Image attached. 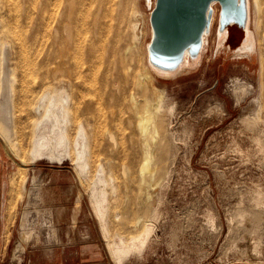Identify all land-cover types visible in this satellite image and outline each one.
Returning <instances> with one entry per match:
<instances>
[{"label":"rangeland","instance_id":"374dc122","mask_svg":"<svg viewBox=\"0 0 264 264\" xmlns=\"http://www.w3.org/2000/svg\"><path fill=\"white\" fill-rule=\"evenodd\" d=\"M216 7L200 64L166 76L148 65L146 0H0L10 264L68 238L69 256L109 264H264V0L248 55L236 27L218 49ZM52 130L66 145L37 152Z\"/></svg>","mask_w":264,"mask_h":264},{"label":"water","instance_id":"95a60500","mask_svg":"<svg viewBox=\"0 0 264 264\" xmlns=\"http://www.w3.org/2000/svg\"><path fill=\"white\" fill-rule=\"evenodd\" d=\"M146 2L150 9L152 31L148 43V63L155 68V72L176 73L187 58L193 62L199 60L205 36L211 34L215 2L220 4L218 33H226L225 43L229 38L230 26L235 25L244 32L243 40L247 35L250 21L249 0H154L153 3L152 0H146ZM200 62H196L191 68Z\"/></svg>","mask_w":264,"mask_h":264},{"label":"crops","instance_id":"0c3cea01","mask_svg":"<svg viewBox=\"0 0 264 264\" xmlns=\"http://www.w3.org/2000/svg\"><path fill=\"white\" fill-rule=\"evenodd\" d=\"M11 167L14 168L0 146V264H10V248L14 243V223L11 222L10 210L13 201V187L9 175ZM62 209L66 208L62 206ZM66 226L69 228V223ZM67 241V247L57 248L49 254L30 252L29 264H109L99 253L83 252L69 256V238Z\"/></svg>","mask_w":264,"mask_h":264},{"label":"bare ground","instance_id":"6f19581e","mask_svg":"<svg viewBox=\"0 0 264 264\" xmlns=\"http://www.w3.org/2000/svg\"><path fill=\"white\" fill-rule=\"evenodd\" d=\"M153 2H154V0H152V3ZM249 4H250V21H249V25H248V29H247V35H246L245 39L243 40V42L241 43V45L236 48V50L241 52L243 55H248L249 52L251 53L253 51V49H254V46H255V33H254V30L251 27V22H252V18H251V0H249ZM213 6H214V17H213V23L212 24H214V22L216 20V17H217V12H218L217 11L218 9L216 7L217 6L216 2L213 4ZM217 34H218L217 44H218V49H219V47H220V45H222V43L226 44L225 40L227 39V37H226V33H218V28H217ZM151 36H152V31H151ZM209 36L210 35H206L205 36L204 48H203V51H202L198 61H194L193 62V61L189 60V58H187L186 61L184 62V64L179 69V71H177L176 73L162 72V71H157V72H159L160 74H165L166 76H170V75H175L177 73H182L183 71H186V70L190 69L192 66H194V64L196 62H200L201 61V58L203 57V54H204V51H205V48L209 44ZM226 45H228V44H226ZM147 52H148V44H147ZM148 65L155 72V68L152 67L150 64H148ZM9 113H10V109H9ZM143 122H142V124H143ZM143 127L146 128L147 124H143ZM145 128H142V130H145ZM66 141H67L66 140V135L63 132V130H59L58 132H56L55 130H52L51 135L48 132L45 131V132H42L41 135L36 139V141H35V150L37 152H42V153H47L49 155H52L59 147L66 145ZM143 145H144L143 146V153L145 154L144 167H145V169H146V167L148 169V166H150V163H152L151 161H152L153 156H154L153 155V151H152L153 149L151 148V144L149 142H147V141L144 142ZM154 157H156V156H154ZM158 157L159 156H157V158ZM157 163H160V161L157 162ZM143 170H144V168H143ZM103 200H104V198H103ZM98 209H99L100 213L103 215L104 211L106 210L105 204H104L103 201H99ZM141 236L136 237L129 244H124L123 241H122L123 239L120 238L121 241L112 249V252L115 255H117V260H121L122 259L121 255H122L123 252H125L127 250L128 246H130V247L133 246L135 248H139L140 246L145 244V242L147 241V237L145 236L146 237L145 238V237H141ZM143 236H144V234H143Z\"/></svg>","mask_w":264,"mask_h":264},{"label":"flooded vegetation","instance_id":"af4514ba","mask_svg":"<svg viewBox=\"0 0 264 264\" xmlns=\"http://www.w3.org/2000/svg\"><path fill=\"white\" fill-rule=\"evenodd\" d=\"M235 27L238 28V27L235 26V25L229 27V36L231 35V32H232L233 28H235ZM239 29H240V28H239ZM228 39H229V38H228ZM227 41H228V40H227Z\"/></svg>","mask_w":264,"mask_h":264}]
</instances>
